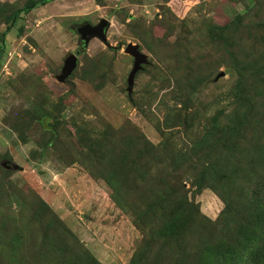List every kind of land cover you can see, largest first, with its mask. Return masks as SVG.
I'll return each instance as SVG.
<instances>
[{
  "label": "rangeland",
  "instance_id": "1",
  "mask_svg": "<svg viewBox=\"0 0 264 264\" xmlns=\"http://www.w3.org/2000/svg\"><path fill=\"white\" fill-rule=\"evenodd\" d=\"M27 1L0 0V264L264 257V0H51L10 23ZM101 17L111 47L60 82Z\"/></svg>",
  "mask_w": 264,
  "mask_h": 264
},
{
  "label": "water",
  "instance_id": "2",
  "mask_svg": "<svg viewBox=\"0 0 264 264\" xmlns=\"http://www.w3.org/2000/svg\"><path fill=\"white\" fill-rule=\"evenodd\" d=\"M109 25L110 20L105 17H101L96 24L85 21L74 26L76 33L79 36V48L75 52H67L64 55L62 59V65L60 66V71L57 75V80L60 82H65L68 77L72 75L77 66L79 49L82 51L84 48H86L92 37L98 38L107 47H111L106 36ZM125 51L133 56L132 68L127 76V92L128 94H131L134 75L140 69L141 64L147 62V56L139 50L137 44L128 43L125 47Z\"/></svg>",
  "mask_w": 264,
  "mask_h": 264
},
{
  "label": "trees",
  "instance_id": "3",
  "mask_svg": "<svg viewBox=\"0 0 264 264\" xmlns=\"http://www.w3.org/2000/svg\"><path fill=\"white\" fill-rule=\"evenodd\" d=\"M49 1L51 0H28L22 7L16 9L10 14V23H13L22 13H28L35 7L44 5ZM244 247L246 248L249 246ZM258 249L259 244L254 242L253 245L249 247L245 252H241V255L238 256V260L235 261L226 260L224 256H212L210 254V256L207 258L206 264H226L227 261L229 264H264V257L260 258L259 255H257L258 253H256Z\"/></svg>",
  "mask_w": 264,
  "mask_h": 264
}]
</instances>
